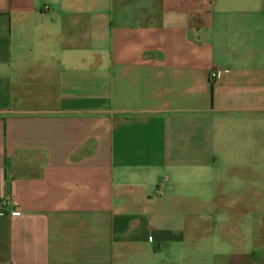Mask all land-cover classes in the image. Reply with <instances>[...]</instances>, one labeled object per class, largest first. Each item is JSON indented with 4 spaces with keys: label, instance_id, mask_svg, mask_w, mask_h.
<instances>
[{
    "label": "crops",
    "instance_id": "1",
    "mask_svg": "<svg viewBox=\"0 0 264 264\" xmlns=\"http://www.w3.org/2000/svg\"><path fill=\"white\" fill-rule=\"evenodd\" d=\"M0 264H264V0H0Z\"/></svg>",
    "mask_w": 264,
    "mask_h": 264
},
{
    "label": "built area",
    "instance_id": "2",
    "mask_svg": "<svg viewBox=\"0 0 264 264\" xmlns=\"http://www.w3.org/2000/svg\"><path fill=\"white\" fill-rule=\"evenodd\" d=\"M215 76H216V72H210L209 74H208V80L211 82V81H213V79L215 78Z\"/></svg>",
    "mask_w": 264,
    "mask_h": 264
}]
</instances>
